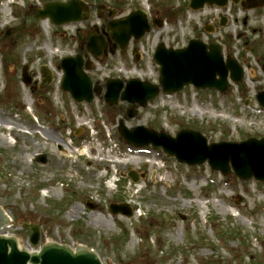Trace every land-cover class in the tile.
<instances>
[{
	"label": "rangeland",
	"instance_id": "rangeland-1",
	"mask_svg": "<svg viewBox=\"0 0 264 264\" xmlns=\"http://www.w3.org/2000/svg\"><path fill=\"white\" fill-rule=\"evenodd\" d=\"M66 1L0 0V207L10 219L0 234L32 252L51 243L87 248L102 264H264V184L240 182L232 172L223 177L206 164L178 165L149 146L129 148L116 131L124 120L127 129L171 137L194 130L207 144L264 138V111L255 100L264 91V7L242 11L229 3L192 12L189 0H81L89 11L84 22L57 27L35 18L46 3ZM138 10L150 32L131 39L124 53L117 47L111 54V42L92 60L88 38L107 42V24ZM189 40L221 46L224 58L243 68L242 82L225 94L186 87L159 93L144 108L106 106V80L157 86L155 47L181 49ZM78 53L92 62L89 77L101 89L90 105L62 93L57 74L50 86L41 84L40 67L57 72L61 59ZM24 66L30 87L21 83ZM128 110L135 111L131 120ZM62 145L72 158L60 154ZM110 204L127 205L133 216H111ZM26 225L39 228L37 247Z\"/></svg>",
	"mask_w": 264,
	"mask_h": 264
},
{
	"label": "water",
	"instance_id": "water-1",
	"mask_svg": "<svg viewBox=\"0 0 264 264\" xmlns=\"http://www.w3.org/2000/svg\"><path fill=\"white\" fill-rule=\"evenodd\" d=\"M228 0H190L189 8L197 11L205 4L225 7ZM234 4L238 0H231ZM263 0H245L242 7L253 9L262 7ZM86 5L81 1L69 0L67 3H48L41 11L37 12L36 18L43 20L48 18L55 26L70 22L85 21ZM223 25V23H221ZM108 32L112 40L117 43L122 51L127 47L131 37L138 40L149 32V26L143 13L132 14L122 21L108 25ZM87 51L97 58L104 49L101 38H90ZM159 66V84L165 95L180 92L183 87L193 85L198 90H211L225 93L228 88L227 78L238 84L242 81L243 71L238 64L227 59L223 62L221 49L217 45L206 47L203 43L191 40L185 49H165L162 45L157 46L153 56ZM81 58H66L60 63L63 71L61 91L69 93L76 103L90 104L94 101L93 93L98 95V88L92 89V83L81 71ZM89 63L86 68H89ZM27 67L22 70V83L30 85L31 78L27 75ZM40 73L49 84L51 76L41 68ZM103 96L108 106H114L118 100L130 105L145 107L148 102H153L159 93V89L149 83H141L131 80L125 84L119 80H108L105 83ZM258 104L264 108V92L256 96ZM135 111L127 113V118L132 119ZM117 132L129 146L137 148L151 145L152 148L162 150L167 157H174L179 164L187 166H201L205 163L211 171L219 172L223 176L232 170L240 181H248L251 178L256 182L264 183V138L260 140L249 139L241 143H225L207 145V141L200 133L182 130L170 137L165 133H156L143 127L128 130L123 121L119 122ZM38 162L45 163V157H38ZM133 182L137 179L133 173H129ZM92 210L93 206L87 205ZM109 212L115 215L132 217L131 210L126 205H110ZM7 224L5 213L0 208V230ZM31 236L29 243L37 246L39 232L37 228H30ZM0 264H101L98 257L85 248H77L72 251L66 246L56 244L45 245L37 254H29L18 249L17 242L11 238L0 236Z\"/></svg>",
	"mask_w": 264,
	"mask_h": 264
},
{
	"label": "bare ground",
	"instance_id": "bare-ground-1",
	"mask_svg": "<svg viewBox=\"0 0 264 264\" xmlns=\"http://www.w3.org/2000/svg\"><path fill=\"white\" fill-rule=\"evenodd\" d=\"M45 50L47 51V53L49 54L47 48H45ZM63 146V145H62ZM83 153V151L81 152V154ZM61 155L66 156L67 158H72V156L69 154V152L67 151V149L65 148V146L62 147V151H60ZM96 222H99V219H96Z\"/></svg>",
	"mask_w": 264,
	"mask_h": 264
},
{
	"label": "flooded vegetation",
	"instance_id": "flooded-vegetation-1",
	"mask_svg": "<svg viewBox=\"0 0 264 264\" xmlns=\"http://www.w3.org/2000/svg\"><path fill=\"white\" fill-rule=\"evenodd\" d=\"M36 84V83H35Z\"/></svg>",
	"mask_w": 264,
	"mask_h": 264
}]
</instances>
